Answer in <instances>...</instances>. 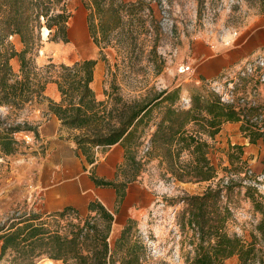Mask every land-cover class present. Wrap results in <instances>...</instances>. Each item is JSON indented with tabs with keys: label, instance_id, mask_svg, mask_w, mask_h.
Listing matches in <instances>:
<instances>
[{
	"label": "rangeland",
	"instance_id": "1",
	"mask_svg": "<svg viewBox=\"0 0 264 264\" xmlns=\"http://www.w3.org/2000/svg\"><path fill=\"white\" fill-rule=\"evenodd\" d=\"M68 7L72 13L69 41H49L43 28V46L35 57L36 63L41 67L50 60L73 64L88 56L98 58L97 81L92 84L98 99L112 102L113 96L120 95L128 101L143 100L169 88H180L181 93L192 98L195 88L206 87L220 93L227 102L257 106L254 112L257 118L248 123L262 125V135L253 140L240 123L237 129L213 141L209 157L216 167L217 178L212 182L179 180L167 165L160 166L158 157L147 161L151 136L165 110L164 106L155 109V119L137 154V160L142 162L139 172L123 162L114 178L116 182L127 181L126 187L135 194L136 202L132 204L135 208L145 206L139 219L144 224V231L140 230L149 247L146 264H174L176 253L182 258L180 264H191L195 256L191 244L193 229L186 220L182 224V213L187 208L185 199L215 188L221 178L224 185L235 184L229 196L221 198V209L227 207L230 212L225 229L244 242L257 241L264 246V238L258 231L264 217L259 206L264 205V0H147L135 9L125 6L119 9L123 25L111 32L108 45L94 42L90 10L84 0H68ZM83 8L88 12V26L81 23ZM107 20L112 24L113 16ZM94 25L101 35L97 16ZM207 44L214 46L213 55L221 65L211 72L206 68L208 56L201 54ZM190 104V98L182 97L177 107L189 109ZM17 112L0 117L3 121L0 130L21 125L24 129L15 136L23 140L24 134L32 133L29 128H37V124L22 119L23 112ZM28 144H20L22 156L10 154L0 160L3 178L0 225H9L24 214L48 215L41 209L43 189L39 175L42 160L38 153H44V145L35 141L34 145ZM134 175L138 176L133 180ZM140 185L147 188L145 195L137 193ZM126 187L118 194L124 195ZM110 209L118 213V209ZM87 214L88 210L81 213L82 217ZM119 234H112V244ZM260 256L256 255L249 264H259ZM9 260L7 255L0 264H10Z\"/></svg>",
	"mask_w": 264,
	"mask_h": 264
},
{
	"label": "trees",
	"instance_id": "2",
	"mask_svg": "<svg viewBox=\"0 0 264 264\" xmlns=\"http://www.w3.org/2000/svg\"><path fill=\"white\" fill-rule=\"evenodd\" d=\"M143 2L147 0L129 3L84 0L90 10L94 42L108 45L111 32L123 25L119 9L125 6L135 9ZM96 16L101 35L96 33ZM109 16H113L112 24L107 20ZM71 17L68 0H0V105L22 111L26 105L43 97L49 82L57 83L61 100H50V111L57 115L62 127L72 131L74 142L90 162L95 161V146L108 148L120 143L125 148L124 163L139 172L142 162L137 160V154L155 119L154 111L161 106L165 110L151 136L152 148L147 161L158 157L160 166L167 165L179 180L212 182L217 178L209 154L225 122L241 121L242 130L253 140L262 135V125L248 123L257 116L254 114L257 106L225 102L218 92L205 86L195 88L189 109L176 105L181 101L180 88L162 90L143 100L128 101L116 95L110 102L98 99L92 86L98 58H86L73 64H56L50 60L38 66L35 57L43 46L42 29H48L49 41L68 42ZM15 35L23 44L20 51H16L10 41ZM14 56L20 60L19 73L10 65ZM0 124H3L1 118ZM23 129L17 125L0 130V158L17 153L20 144L30 145L15 137ZM29 131L37 134V128H29ZM137 176L134 175L133 180ZM94 179L98 185L114 187L118 192L127 185V181ZM222 182L221 178L215 188L185 199L187 208L182 213V224L185 225L186 220L193 229L191 244L195 252L190 263L226 264L228 258L238 255L239 264H249L260 254L259 264H264L263 245L257 241L244 242L225 229L230 212L227 207L221 209V198L229 196L235 184ZM259 206L264 215V205ZM25 215L9 225H0V260L9 255L10 264H36L44 258L61 260L63 264H146L149 247L139 222L128 218L112 244L110 237L116 213L98 199L89 203L85 217L73 207L45 217L37 213ZM258 231L264 238V217Z\"/></svg>",
	"mask_w": 264,
	"mask_h": 264
},
{
	"label": "crops",
	"instance_id": "3",
	"mask_svg": "<svg viewBox=\"0 0 264 264\" xmlns=\"http://www.w3.org/2000/svg\"><path fill=\"white\" fill-rule=\"evenodd\" d=\"M80 13L82 26H88V12L86 8L80 10ZM70 34L71 27L69 37ZM10 41L13 42L16 51H20L23 48L19 36H11ZM202 50L203 52L201 54L208 56L206 68L210 72L211 70L218 69L221 65L216 62L213 55L214 46L212 44L203 45ZM89 57L90 56L87 58ZM98 63H100L99 60ZM10 65L14 72H20L21 64L18 56H14L10 59ZM201 77L206 80L208 78L206 75H202ZM95 81H97L96 70L94 82ZM167 90L170 91L172 89L169 88ZM182 97H188L192 102L189 95L181 93L180 98ZM50 100L57 102L61 100L60 91L55 82H49L47 84L44 95L39 101L35 100L33 103L26 105L22 110V119L33 122L35 125L37 124V134L32 132L34 140L31 142V145H34V141L37 145H44V153H38L42 160L39 172L41 178L40 185L43 189L41 209L45 214H51L63 210L66 207H73L82 213L84 210H88V205L92 200L98 199L107 208L110 209V207H112L118 209V213L116 212L117 219L111 233V236L113 233L117 236L128 218L131 217L140 221L139 218L142 216L145 206L135 208V206L132 205L136 202L134 198L135 194L131 192L132 190L130 191L129 186L126 187L124 195H120L116 188L98 185L94 178L114 181L116 171L125 161V148L120 143L114 144L108 148H102L99 152H96L94 148L95 161L90 162L88 157L84 155L82 150L79 149L74 142L71 136L72 131L66 127H62L60 119L55 113L50 111ZM178 104L179 103L176 105ZM10 111H12V109L8 106L0 105V117L4 118ZM240 123L242 122H225L216 138L220 137L221 134L226 135L231 129H237ZM15 135H17V133ZM15 137L19 141H22L20 136ZM35 147L37 146L35 145ZM19 152L20 150L15 153L17 157L22 156ZM1 159L2 157L0 160ZM44 174H46V178H43ZM1 176L2 174H0V186L3 182ZM11 177L16 178L17 176L11 175ZM137 187V193L139 194L142 193L145 195L148 191L144 185ZM139 228L144 231V224L141 221L139 223ZM1 245L2 241L0 240V252ZM238 262V255H234L226 260V264H238ZM61 263V260L44 258L36 264Z\"/></svg>",
	"mask_w": 264,
	"mask_h": 264
},
{
	"label": "built area",
	"instance_id": "4",
	"mask_svg": "<svg viewBox=\"0 0 264 264\" xmlns=\"http://www.w3.org/2000/svg\"><path fill=\"white\" fill-rule=\"evenodd\" d=\"M222 100L225 101V102H227L226 100H224L223 97H222ZM187 101H189V100H187ZM228 103H234V102H230L229 101ZM255 118H257V117H255ZM32 137H33L32 136V133H26V134H24L22 141H25L26 143H31L32 142V139H33ZM101 148H102L101 146H98L97 145V146H95V151L96 152H99L101 150ZM172 260H173V263L174 264H180L182 262V258H181V256L178 253H176V254L173 255V259Z\"/></svg>",
	"mask_w": 264,
	"mask_h": 264
},
{
	"label": "bare ground",
	"instance_id": "5",
	"mask_svg": "<svg viewBox=\"0 0 264 264\" xmlns=\"http://www.w3.org/2000/svg\"><path fill=\"white\" fill-rule=\"evenodd\" d=\"M44 30H45V34L48 35V33H49L48 29L44 28Z\"/></svg>",
	"mask_w": 264,
	"mask_h": 264
}]
</instances>
